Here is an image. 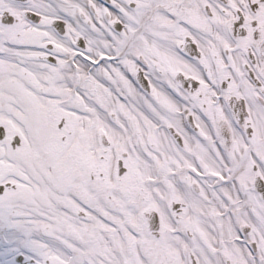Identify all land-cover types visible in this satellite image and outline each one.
Returning a JSON list of instances; mask_svg holds the SVG:
<instances>
[{"label": "snow or ice", "instance_id": "6c2138e0", "mask_svg": "<svg viewBox=\"0 0 264 264\" xmlns=\"http://www.w3.org/2000/svg\"><path fill=\"white\" fill-rule=\"evenodd\" d=\"M0 264H264V0H0Z\"/></svg>", "mask_w": 264, "mask_h": 264}]
</instances>
